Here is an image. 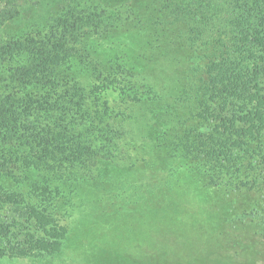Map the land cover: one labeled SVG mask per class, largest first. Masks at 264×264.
I'll return each instance as SVG.
<instances>
[{
    "label": "rangeland",
    "instance_id": "obj_1",
    "mask_svg": "<svg viewBox=\"0 0 264 264\" xmlns=\"http://www.w3.org/2000/svg\"><path fill=\"white\" fill-rule=\"evenodd\" d=\"M163 1L30 0L1 30V43L59 45L68 79L88 95L90 115L101 116L90 137L105 135L106 151L111 139L114 159L94 164L97 181L80 188L75 207L60 213L57 201V212L41 207L24 218L40 235L66 225L55 255L0 257V264H264V136L216 159L194 150L210 141L192 135L198 121L178 101L193 57L164 19ZM111 112L115 119L103 122ZM5 170L27 169L18 162Z\"/></svg>",
    "mask_w": 264,
    "mask_h": 264
},
{
    "label": "trees",
    "instance_id": "obj_2",
    "mask_svg": "<svg viewBox=\"0 0 264 264\" xmlns=\"http://www.w3.org/2000/svg\"><path fill=\"white\" fill-rule=\"evenodd\" d=\"M29 2L0 0V38L1 30ZM160 9L193 57L184 69L187 88L178 101L198 121L192 135L210 141L194 150L215 159L241 152L239 143L264 136V0H164ZM57 47L48 41L0 42V179L14 186L13 191L0 187V207L7 209L0 217V257L55 255L62 248L66 225L40 235L26 230L24 218L38 216L41 207L57 212V201L60 213L75 207L80 188L97 181L94 164L114 159L111 139L105 144L109 151L101 146L105 135L94 145L91 127L101 116L90 115L88 95L71 84ZM57 92L61 96L48 102ZM114 103L121 104L119 99ZM110 119H115L113 112L102 121ZM222 138H227L224 144ZM97 149L102 156L94 153ZM26 150L32 157L23 153ZM18 162L26 165L23 175L8 174L5 166ZM50 184L55 188L46 187Z\"/></svg>",
    "mask_w": 264,
    "mask_h": 264
}]
</instances>
